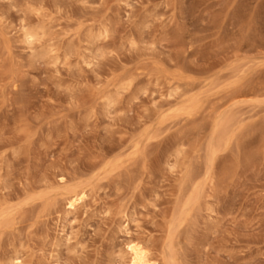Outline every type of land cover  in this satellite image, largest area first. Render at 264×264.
I'll return each instance as SVG.
<instances>
[{"label":"rangeland","instance_id":"rangeland-1","mask_svg":"<svg viewBox=\"0 0 264 264\" xmlns=\"http://www.w3.org/2000/svg\"><path fill=\"white\" fill-rule=\"evenodd\" d=\"M263 83L264 0H0V264H264Z\"/></svg>","mask_w":264,"mask_h":264},{"label":"bare ground","instance_id":"bare-ground-1","mask_svg":"<svg viewBox=\"0 0 264 264\" xmlns=\"http://www.w3.org/2000/svg\"><path fill=\"white\" fill-rule=\"evenodd\" d=\"M258 82V81H257ZM251 84V83H250ZM257 84V83H256ZM264 84V83H263ZM252 86V85H251ZM254 86V84H253ZM258 87V86H257ZM262 87V86H261ZM247 88V87H246ZM255 88V87H254ZM264 89V88H263ZM261 90V89H259ZM254 91V90H253ZM256 91V90H255ZM239 92V90H238ZM252 92V91H251ZM261 94V93H260ZM189 106V105H188ZM232 122V121H231ZM226 124V123H225ZM224 124V125H225ZM230 124V123H229ZM229 128V127H228ZM225 129V128H224ZM231 129V128H230ZM228 131V130H227ZM226 133V132H224ZM226 135V134H225ZM222 137V136H220ZM223 140V139H222ZM228 142V139H227ZM215 146V145H214ZM220 149V147H219ZM194 173V172H193ZM198 176V175H197ZM195 178V177H194ZM196 180V179H195ZM195 183V181H193ZM186 184V183H185ZM187 186V185H186ZM189 187V186H188ZM197 187V186H196ZM191 189V188H190ZM79 190V189H78ZM76 192V191H75ZM84 192H76L72 194L70 197L69 206L73 207L79 200L83 199ZM11 219V218H10ZM4 221V220H3ZM131 254H132V264H157L156 260L153 261L150 257V254L146 251V249L140 244L132 242L130 245Z\"/></svg>","mask_w":264,"mask_h":264}]
</instances>
